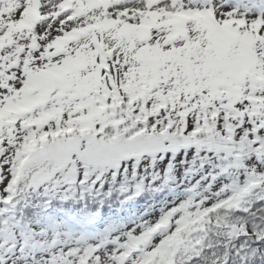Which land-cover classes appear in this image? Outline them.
I'll return each instance as SVG.
<instances>
[{
	"label": "snow or ice",
	"instance_id": "6c2138e0",
	"mask_svg": "<svg viewBox=\"0 0 264 264\" xmlns=\"http://www.w3.org/2000/svg\"><path fill=\"white\" fill-rule=\"evenodd\" d=\"M62 5L63 0H61ZM144 5V8L134 10L125 8L117 12H113L109 7L107 11L111 14L112 20L119 19L136 25L141 23V13L144 11L155 13L159 17L157 23L160 27L150 30L148 44L161 45L160 50L164 54L169 53L172 48H182L186 43L182 39L170 44L164 43L169 32L163 22L167 20L169 14L208 15L215 24L213 31L218 37H226L229 32L240 36L251 34L258 37L253 43L254 54L258 61L256 70L264 74V0H144ZM45 7L43 0H37V12L48 22L43 27L39 22L34 23L31 32L27 28L18 30L17 40L12 39L14 33L9 32L8 29L12 23L21 22L24 7L15 11L8 26L0 27V53L5 48L11 47L13 43L16 44L13 52L0 55V110H5L9 104L23 99L31 72L47 71L51 66L60 68L67 58L65 52L57 53L55 41L76 31L74 25L72 27L66 25H72L78 17L72 8H62L55 16H45ZM185 28L190 41L196 42L200 38L202 41L200 47L203 49L207 46L208 40L205 39L208 35L207 29L201 31L193 20L187 21ZM19 33L23 34V40L27 43L20 42ZM67 47L71 49L69 54L73 56L79 50L76 42L73 41H69ZM90 47L92 50L95 49L94 45ZM108 47L112 49V44L109 43ZM134 55L135 51L126 56L119 48H115L105 60L104 67L99 70V76L108 92L116 90L119 97L116 108L130 109L132 118L120 119L115 127L112 124H95L93 126L95 141L89 144L81 139L77 151L73 150L76 147L73 137L79 138V129L69 127L68 121L79 116V112H63L59 125L54 118L38 123L41 115L51 111L56 105L57 90L55 89L49 93V99L42 107L37 105L25 113H11L0 121V193H6L7 196L12 188L21 182L26 188H37L45 183H54L57 187L67 189L61 196L64 201L76 199L77 187L80 189L81 201L85 199V194L93 196V193L95 197L107 198L110 192L102 193L105 183H115L117 176L125 178L135 177L139 172L157 173L159 172L157 166L162 164L166 156L169 157L168 164L164 165L167 171L173 166L172 161L179 153H183L179 163L187 164L188 171L194 168L203 171L208 167L210 184H214L221 176L228 178L226 170L217 167L220 164V156L209 147H201L200 129L205 124V113L201 112L200 104L202 98L208 97L209 90L201 88L196 94L181 92L175 104L168 103L162 97L167 98L169 93L177 88V77L170 74L167 79L161 76L155 87L143 95H138L139 88L129 87L132 70L140 67L132 59ZM14 57H19V61L13 59ZM100 59L99 56L96 57L97 64L100 63ZM169 69L170 65L163 66L164 71ZM176 71L179 72V69L177 68ZM242 87V99L233 105L242 117L233 121L236 125L234 137L247 141L255 149L259 144H264V115H249L253 107L252 99L249 97L264 100V84L254 83L251 79L245 78ZM80 103L81 100L76 98L72 101V107ZM105 103L110 109L112 108L111 95ZM227 103L226 99L211 102V106L207 109L210 122L213 120V109H220ZM87 112V108L83 109V114L86 115ZM141 114L143 119L139 118ZM214 123L216 130L223 135V111L216 115ZM85 150L88 159L81 155ZM64 161L68 163L61 169L58 166ZM108 161H112L114 166L105 168ZM250 163L254 169L264 162L254 156L250 159ZM90 167L97 170L89 171ZM69 168L74 170V177L70 179L65 176ZM108 172L112 173L110 179H106ZM199 183L197 181V184ZM250 187L251 185H246L237 188L230 181L221 183L215 192L218 199L212 201L210 206H204L205 201H202L197 206L198 211L193 210L190 199H174L169 203L167 213L162 211L158 216L135 225L127 233L126 238L129 240L150 237L144 255L138 260H131L130 257L131 264H157L155 258L158 252L175 239L176 234L182 233L189 225L195 227L197 223H202L205 218L211 217L213 213L223 209L232 201H239L248 193ZM141 190L142 184H137L134 194H139ZM120 191L123 193L127 189L121 187ZM43 195L47 198L46 207L55 195H49L47 187H44ZM127 199L132 197L129 196ZM4 202L7 203V200ZM97 202L102 204L103 200ZM244 211L247 212V209ZM189 212H193L192 218L185 222ZM258 212L264 213V208L258 209ZM163 225H167L166 232L161 231ZM242 235L247 239L238 248L230 250L233 264H251L252 257L264 256V252L252 249L249 243L252 240L264 241V225L251 229L246 227ZM94 256L102 259L103 253L98 248ZM227 258L228 253H225L222 257L209 261V264H226ZM55 260L56 257H53L49 264H54ZM115 260L117 264H129L128 260H123L120 256H116Z\"/></svg>",
	"mask_w": 264,
	"mask_h": 264
},
{
	"label": "trees",
	"instance_id": "16d2710c",
	"mask_svg": "<svg viewBox=\"0 0 264 264\" xmlns=\"http://www.w3.org/2000/svg\"><path fill=\"white\" fill-rule=\"evenodd\" d=\"M101 19L105 27L100 29L102 32L100 43L103 52L107 53L108 57L115 48H119L126 56L135 51L132 59L140 67L132 70L129 87L139 88L138 95H143L156 86L161 76L167 79L170 74L174 75L177 77L176 90L170 92L167 98L162 97L166 102L173 104L178 101L181 92L196 94L201 88H207L209 90L208 97L202 98L200 110L205 113L204 119L207 121L209 120L207 109L211 106V102L226 99L227 104H223L220 109H213L212 111V121L215 120L220 111H223L224 127L222 130L226 134L233 129V121L242 119L240 114L239 116L235 114L237 111L233 105L242 99L243 80L248 78L254 82L259 79L261 84H264V74L256 70L258 61L253 50L254 40L258 37L251 34L240 36L237 33L229 32L226 37L222 38L215 35L214 28L210 27L204 18L167 20L163 23L169 34L164 43L170 44L180 39L185 40L186 43L182 48H172L169 53L164 54L160 50L161 45L148 44L150 30L154 27H160L157 21L147 20L148 31L146 34H140L139 27L135 25L132 26V24L124 23L119 19L112 20L106 16H101ZM189 20H193L201 31L208 30V35L205 38L208 40V44L205 48L200 47L202 42L200 38L196 42L188 39L185 24ZM93 38L92 26L84 24L76 26V31L70 32L65 37L55 41L57 53L63 51L67 56L61 67L51 66L47 71L31 72L23 99L14 104H9L5 110L0 111L8 113L6 110L15 109L18 113L28 112L27 108L33 97H36L35 99L41 103L40 106L42 107L48 101L50 93L47 92L51 86L48 84L47 75H53L52 77L55 79L56 71L61 68L65 75L76 73L79 71L76 61L81 60L83 65L80 68V73L83 75L87 73L89 76L87 84L93 91L88 94L93 101L92 104L87 98L81 101L82 105L84 104L81 108L92 107L91 112L88 110L86 115L97 111V104L99 103L97 98L107 99L111 95L113 98L111 109L107 104H100L99 106L102 113L105 114V123L102 124H112L115 127L120 119H131L130 109L118 110L116 108V105L119 104V97L115 89L109 93L101 78L100 80L95 78L97 63L95 53L90 47ZM69 41L76 42V47L79 49L74 56L69 54L71 52V49L67 47ZM109 43L112 44V49H109ZM138 45L142 46L137 47ZM197 60L200 62L196 63ZM70 63L74 64V68ZM164 65H170V69L164 71ZM177 68L179 72L176 71ZM249 99H252L253 106L255 105L250 110L249 115H264V100H257L251 96ZM258 106H260L259 110ZM81 110L79 111L80 115L83 112ZM61 114L62 111L58 113L59 116ZM80 115L77 117L79 118ZM5 116L7 115L2 114L0 121H3ZM49 116V112L43 113L40 117L42 123L46 122ZM113 117H117V119H113ZM139 118L143 119V114ZM59 123L57 124L59 125ZM68 126L78 128L79 135L92 133L85 125ZM202 129L204 130V126L200 131ZM229 144L231 148L242 145V143H235L232 140ZM263 146L264 144H262ZM236 151L234 150L233 153L227 155L228 163H226L225 158L220 157V164L217 167L224 168L229 165L233 169H225L228 178L221 176L218 179H223L225 183L233 182L238 188L251 185L248 193L239 201H232L223 209L213 213L211 217L205 218L202 223H197L195 227L189 225L182 233L176 234L175 239L158 252L155 258L157 264H209V261L216 260L225 253H228L226 264H233L230 250L238 248L247 239L242 235L245 228L251 229L258 225H264V213L258 212V209L264 208V199H258L264 197V163L261 164L259 171L252 175L250 168L237 165L236 161L239 159V155L234 153ZM263 153L262 148L260 154ZM258 158L264 162V157L262 159L259 155ZM241 174H243L242 179L238 180L237 177ZM249 176L254 177L253 181L249 179ZM129 178L130 181L128 178L120 179L117 176L115 183H105L102 193L110 192L107 198L95 197L93 193V196L85 194L83 201L79 200L80 189L78 187L75 192L76 199L67 201L61 199V196L67 191L66 188L49 187V195L54 194L55 198L46 207L47 198L44 197V188L41 187L26 188L21 182L12 188L7 197H2L3 193H0V264H14L15 255L19 259H27L43 252L48 254L47 260L49 261L52 258L51 247L56 241L57 231L63 224L74 229H97L119 218L125 212L126 206L145 205L147 209H150L170 194L178 193L172 184L175 179L168 173L164 178V183L156 184L142 181V190L139 194H134L136 189L133 187L140 183H137L136 177ZM121 187L126 188L127 191L122 193ZM185 192L192 195L191 201L196 199L200 193L196 187L186 189ZM194 192L196 194H193ZM4 194L6 195V193ZM129 196L132 199H127ZM216 199H218L217 196L212 201ZM5 200L7 203L4 202ZM98 200H103V203L99 204ZM200 201L204 200L201 199ZM245 209L247 212L244 211ZM193 210L198 211V208L194 207ZM163 212L167 213L168 208H164ZM192 215L193 212H189L185 217V222L191 220ZM47 231L51 234L44 235ZM161 231L166 232L167 225H163ZM230 233L231 235H229ZM249 243H251L252 249L264 252V241L252 240ZM143 246L135 260L144 255L148 246L145 248ZM251 264H264V256L252 257Z\"/></svg>",
	"mask_w": 264,
	"mask_h": 264
},
{
	"label": "rangeland",
	"instance_id": "374dc122",
	"mask_svg": "<svg viewBox=\"0 0 264 264\" xmlns=\"http://www.w3.org/2000/svg\"><path fill=\"white\" fill-rule=\"evenodd\" d=\"M46 7L44 8L45 16L52 15L55 16L57 12H60L63 9L72 8L74 10L75 15L78 17L77 20L73 21L72 25H66V27L80 26L84 24L92 23V29L94 32L93 45L95 46V50L97 52V56H99L100 63L97 64V68L95 69V74L99 75L100 68L104 67V62L107 59L103 56L101 52V28H104V22L99 21L100 14H104L106 17H110V13H108V8L111 7L113 12H117L120 9H137L144 8V0H63V5L61 6V0H43ZM21 7H24L25 10L22 13L21 22L12 23L9 27V32L14 33L12 36L13 40H17L18 30L21 29H29L31 32V27L34 23L39 22L41 27L46 24L48 21L41 17L37 12V0H0V27L8 26L11 20L12 15L15 11ZM102 9V11H101ZM95 13H98L96 18H94ZM141 23L139 27H141L140 33H145L147 30L148 22L147 20L157 21L159 17L155 13H149L144 11L141 13ZM184 18L191 19L193 17L204 18L208 21L210 27L215 28L214 22L211 20V17L208 15H200V14H169L167 20H172L176 18ZM166 20V21H167ZM138 26L136 24H132V26ZM19 39L21 43H27L26 40H23V34L19 33ZM16 48V44L13 43L11 47L5 48L0 55H8L14 51ZM56 48V46H55ZM57 50V48H56ZM19 61V57H14ZM70 65L74 68V64L70 63ZM83 63L81 60L76 61V66L79 69L78 72L73 75H65L62 73V68L56 71V78L54 79L53 75H47L48 84L53 86V89L57 90V102L54 105L53 109L49 111V119H56L57 123L60 122V116L58 113L60 111L65 112H79L81 109L77 105L72 107V101L76 98L87 97L85 96V92L91 90L88 87L89 76L86 74L80 73V68ZM259 79L254 81L258 82ZM261 83V81H259ZM83 91V92H82ZM87 95V94H86ZM33 97L32 101L29 103L28 111L37 105H41V103ZM90 100L89 97H87ZM58 106V107H56ZM255 106V105H254ZM253 106V107H254ZM86 108V107H85ZM97 111L85 115L83 112L80 117H76L74 120L70 119L68 121V125L77 124L78 126L85 125L90 129L92 133H84L80 134L79 138L73 137V142L76 147L73 149L74 151L78 150L80 140L83 139L87 141L89 144L95 141V129L94 125L97 123H105V114L102 113L100 107H97ZM91 112V106L87 108ZM260 106H258V110ZM83 110V108H82ZM81 110V111H82ZM8 113H3L0 111V119L2 114L9 115L11 113H18L17 110H6ZM113 112V111H112ZM21 113V112H20ZM83 114V115H82ZM235 114L239 113L236 112ZM240 120V119H239ZM38 123H42V119L38 121ZM236 125H233V129L229 130L227 134H221L220 131L216 130V126L214 121L209 122V120L205 121L204 130L200 131L201 133V147H209L214 152L217 153L218 156L225 158L226 163H228L229 159L227 154L223 151V147L226 146L228 149L231 148L230 144L226 145V142H230V140L235 141V143H242L240 146V150L237 151L236 155H239V159H237L236 163L238 166H243L250 168V174L254 175V172H258L262 165H257L254 169L250 163V159L252 157H260L263 159L264 153L261 155L260 150L264 151V146L259 144L257 148H252L247 141L238 139L234 137V129ZM177 135V134H176ZM179 135V134H178ZM166 139H172L171 137H166ZM229 140V141H228ZM222 154V155H221ZM82 157L88 159L87 150L85 153L81 154ZM170 155V154H169ZM183 157V153H179L175 160L172 161V167L165 171L164 165L168 164L169 157L166 156L161 165H158L159 172L157 173H145L139 172L135 177L137 179V183L144 181L145 183L154 182L156 184L164 183L163 181L166 178L167 173L170 174L171 177H174V182L172 184L175 188V191L178 193H172L167 196L162 202L152 206L150 209H147L142 205L130 207L126 206L125 212L121 214V216L114 221L99 227L97 229H74L73 227H69L67 224H63L62 227L57 231L56 241L51 247L52 258L56 257L54 264H117L115 260L116 256H120L123 260H128L129 264H131V260H135L137 256H139V250L142 248V243L145 239L149 237H140L137 239L129 240L127 239V233L129 230L135 225L140 224L142 221L149 220L153 216H158L160 212L163 211L164 208H168V205L174 199H190L191 196L189 193L185 192L186 189H193L196 187L200 193L196 196V199L192 201V208L197 207L198 203H200L201 199L205 201V206H209L212 203V200L215 198L216 190L220 186L221 183H225L223 179H217L214 184H210L211 177L209 176V168L205 167L203 171H197L195 168L192 171H188V165H181L179 163L180 159ZM91 163V161L89 160ZM67 161L62 162L60 167H66ZM114 166L112 161H108L105 164V168ZM74 167V166H73ZM224 169H233L231 167L226 166ZM92 167L89 168V171H96ZM254 170V171H253ZM233 172V171H231ZM131 174V173H130ZM233 174V173H232ZM112 173L108 172V176L106 179H110ZM164 175V176H163ZM231 175V173H230ZM67 178L74 177L73 168H69L67 173H65ZM243 174L239 175L238 180L242 179ZM120 177V176H119ZM131 176L125 177L130 181ZM202 177H205L202 179ZM232 177V176H231ZM235 178V175L233 174ZM120 179H123L120 177ZM249 179L253 181L254 177L249 176ZM197 181L200 183L197 184ZM137 185V184H136ZM136 185L133 187L136 189ZM57 187L54 183H45L41 186L44 187ZM38 188V187H37ZM238 188V187H237ZM33 189V188H32ZM183 190V192H180ZM32 191V190H31ZM136 191V190H135ZM193 194H196L195 192ZM2 197H7L5 194H2ZM207 199V200H205ZM197 203V204H196ZM126 204L128 202L126 201ZM89 227V226H88ZM68 233L69 235H66ZM51 233L47 231L44 235H50ZM100 249L103 253V258H98L94 256V253L97 249ZM65 254H68L67 256ZM47 253H39L37 255H33L28 257L27 259H19L17 256L14 257V264H49L47 260ZM111 256V258H109ZM131 257V260L129 259ZM51 258V260H52Z\"/></svg>",
	"mask_w": 264,
	"mask_h": 264
}]
</instances>
